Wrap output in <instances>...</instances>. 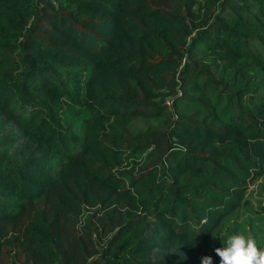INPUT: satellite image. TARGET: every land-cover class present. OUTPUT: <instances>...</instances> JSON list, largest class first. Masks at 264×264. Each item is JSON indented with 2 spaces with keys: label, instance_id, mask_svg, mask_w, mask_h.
Returning <instances> with one entry per match:
<instances>
[{
  "label": "trees",
  "instance_id": "trees-1",
  "mask_svg": "<svg viewBox=\"0 0 264 264\" xmlns=\"http://www.w3.org/2000/svg\"><path fill=\"white\" fill-rule=\"evenodd\" d=\"M259 175L264 0H0V264H202Z\"/></svg>",
  "mask_w": 264,
  "mask_h": 264
},
{
  "label": "rangeland",
  "instance_id": "rangeland-1",
  "mask_svg": "<svg viewBox=\"0 0 264 264\" xmlns=\"http://www.w3.org/2000/svg\"><path fill=\"white\" fill-rule=\"evenodd\" d=\"M248 184L246 195L250 198L249 202L240 205L232 213L224 216L212 229L202 244L204 248H208V251L206 255L202 253L200 257L211 256L213 264H220V257L216 254L215 249L226 246L229 235L250 234L257 243L264 242V213L258 211L259 203L264 201V175L257 176ZM174 244L184 249L183 251L188 249V245L184 241L174 239ZM191 257L200 258L196 255H191ZM199 261L202 262L201 258Z\"/></svg>",
  "mask_w": 264,
  "mask_h": 264
},
{
  "label": "clouds",
  "instance_id": "clouds-1",
  "mask_svg": "<svg viewBox=\"0 0 264 264\" xmlns=\"http://www.w3.org/2000/svg\"><path fill=\"white\" fill-rule=\"evenodd\" d=\"M220 264H264V249L252 235L234 234L227 237L226 246L215 249ZM202 264H213L211 256L201 258Z\"/></svg>",
  "mask_w": 264,
  "mask_h": 264
},
{
  "label": "built area",
  "instance_id": "built-area-1",
  "mask_svg": "<svg viewBox=\"0 0 264 264\" xmlns=\"http://www.w3.org/2000/svg\"><path fill=\"white\" fill-rule=\"evenodd\" d=\"M167 102H168L169 105L171 104V100H168Z\"/></svg>",
  "mask_w": 264,
  "mask_h": 264
}]
</instances>
